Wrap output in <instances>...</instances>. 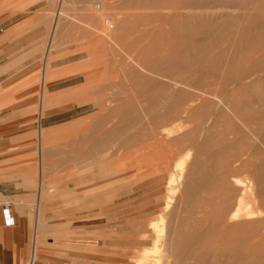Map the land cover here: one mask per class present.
Returning <instances> with one entry per match:
<instances>
[{"label":"rangeland","instance_id":"rangeland-1","mask_svg":"<svg viewBox=\"0 0 264 264\" xmlns=\"http://www.w3.org/2000/svg\"><path fill=\"white\" fill-rule=\"evenodd\" d=\"M217 1L211 0L208 3L215 5ZM227 1L225 3L228 5L235 1L237 3L227 5L226 10L223 7L220 11L210 10L205 15L198 12L189 17H182L183 23L189 22L186 25L189 32L183 35L181 41L175 42L171 35L174 41H170L171 43L152 40L150 37V40L147 38L129 45L125 38L126 32L116 30L114 22L94 24L89 21L91 18H86V14H93L88 7L93 5L95 0H64V5L62 0H0V34L22 23L15 29L16 31L4 35L5 43L11 48L4 54L8 57L6 61L9 63L0 65V94L14 95L24 90L36 92V97L27 102V105L36 110L33 112L36 116L33 126L19 133L23 134L25 139L32 140L24 152L31 151L33 160L25 163L31 165L30 170H34L32 176L34 189L40 192L39 197L36 196L37 192L34 194L32 202L33 205L36 204L33 211L35 215L37 214V219L39 211L41 213V230L38 229L37 232V225L35 228L34 224L24 264H29L35 240L38 241H35L37 244L35 264H138L140 260H145L147 264H174L176 259H183L174 258L171 252L169 253L174 234L190 231L192 222L204 216V209H209L211 213L215 212L216 207L220 208L219 228L207 243L209 253L203 258L204 264H264V214L252 220L230 221V215L235 211L237 197L234 188L226 193V198L220 196L210 205L205 207L192 205L187 194L192 189L196 177L193 166L198 162H206V159L200 156L199 150L195 147L197 145L192 146L189 141L171 144L174 136H183L188 132H191V135L197 133L200 143H204L207 136L212 138L214 146L227 135L230 141L236 140L240 135H244L240 133L245 132L244 127L253 132L263 126L264 107H253L252 104L239 107L236 104L240 100L245 102V99L252 101L253 90L248 89L230 99L228 104L224 100L223 104L226 107H216L222 114L221 118L218 117L219 120L216 116L206 121L207 113L203 108L194 119L183 116L182 119L172 121L170 118L166 119V114L163 116L167 106H160L163 103L158 102L163 101L164 94L161 93V96L154 94V92L159 94L161 90L158 93L156 90L153 91L152 87L159 83L167 89L168 83L171 85V82L167 81V78L157 76L160 79L158 80L156 75H150L154 69H160V65H153L154 60H168L171 57L180 63L193 64V59L199 58L200 61L207 49L221 44L217 51H226L231 60L239 62L242 53L245 54L254 48L253 40L263 42L264 0ZM116 2L124 0H108V4ZM240 3L243 8L231 9L234 8L233 5L237 4L236 7ZM119 5L116 12L113 8L110 13H124L126 16L135 15L140 11L127 4ZM61 9L63 16L57 52L54 49L50 54L51 65L56 72L45 85V90L50 94L51 104L43 117L46 119L54 116V121L65 122H59L60 124L52 127L46 126L43 122V127H40L38 126L41 121L40 118L38 122L39 110L42 106L40 93L44 86L41 80L45 49L43 39L49 33L47 25L51 27ZM165 27L172 31L170 25ZM170 31L169 34H172ZM227 48L229 50H226ZM71 62L74 63L65 65ZM73 76L79 78L62 83ZM147 76H151L149 79L152 81H149ZM72 83L78 85L52 92ZM256 90L262 91L264 96V79L257 84ZM214 98L215 96L203 95L201 99L209 102L208 99L211 101ZM1 99L4 97L0 96V106L4 103ZM14 99L16 98L11 96L7 100ZM98 103L102 104L96 106ZM158 105L160 107H157ZM77 106L78 110L57 116ZM163 107H166L165 110ZM157 108L164 111L162 115V111ZM147 110L151 112L153 110V114ZM143 111L147 112L144 113L148 119H157L156 122L159 120L160 126H154L162 127L158 130L164 133L162 137L158 136L159 143L150 133V139L144 136L146 141H143V137L140 138L143 135L139 132L140 129L145 132L144 135L150 131L145 118L141 117L144 115ZM69 117L75 118L66 121ZM138 119L143 123L145 121L144 125L141 121L138 122ZM41 128L45 132L49 130L47 133L49 139L44 149L48 165L43 174L40 173V152L43 151L38 144V133ZM163 130L166 133L172 130L176 132L175 135L170 133L171 137L168 135L170 142L165 140L167 138L164 137L166 133ZM136 134L137 136H134ZM252 138L254 139L253 136ZM253 142L255 144V140ZM259 142L264 143L263 139ZM145 149L146 152L150 149L148 152L150 158L153 156L149 162ZM252 156L264 160L263 145L256 149ZM234 164L232 168L220 172L221 175L215 172L211 174L213 177L226 176L228 181L236 177L244 180L247 186L259 183L254 185V188L257 186L256 199L250 206H257L264 213V183L262 184L264 179L261 174L263 170L253 168L252 178L247 175L248 170L240 171L238 163ZM173 174L175 181L172 187L175 191L170 207L166 209V187ZM252 179H255L254 183ZM55 181L62 182L57 183L60 185L58 188L53 186ZM90 188H94L95 191L88 197L85 191ZM58 190L65 191L56 194ZM205 197L206 193L201 188L197 191L195 200L200 202ZM60 200L63 201L64 208L60 203L58 205ZM31 218L33 219L34 215ZM159 219L163 220L162 226L159 232H156L150 224ZM157 233L161 235L159 240ZM205 243L196 240L189 246V251H197ZM184 259L187 260L186 257ZM197 261L198 259L193 257L187 260L186 264H197Z\"/></svg>","mask_w":264,"mask_h":264},{"label":"bare ground","instance_id":"bare-ground-1","mask_svg":"<svg viewBox=\"0 0 264 264\" xmlns=\"http://www.w3.org/2000/svg\"><path fill=\"white\" fill-rule=\"evenodd\" d=\"M63 1L64 0H62V3ZM209 1L211 0H124L125 3L116 2V3L108 4V0H95L93 5H90V7H88L89 9L92 10L93 14H86L87 15L86 18H89V19L91 18L89 21L94 24H103L106 21L114 22V26L116 30H122L124 33L126 32L125 38L128 41L129 45L140 42V41L142 42L143 40L147 38H149V40L152 38V40L158 39L159 41H162V42L168 41L169 43H171L174 41L175 42L181 41V39L183 38V35L189 32V28L186 27V25L189 22L183 23V20L181 19L182 17H189V15H192V14L194 15V13L198 14V12L203 13L205 15L210 10L220 11V9L223 7L225 8V10L226 8H228L227 7L228 4L225 3V2H228L227 0H218L217 2L219 5L217 4V2L215 4L217 6L210 5V3H208ZM234 3H237V2L235 1ZM234 3H231V4H234ZM119 4H127V6L129 5L131 7H134V10L135 8L137 10H140L138 11V13L140 14L136 12L137 14L135 15L134 14L127 15L126 10H125L126 16L123 15L124 13L115 14L114 12L117 11L116 8L118 9L117 5ZM235 5H233L234 8H231V9L240 10L242 7V3H240V5L238 4L239 6H236V7ZM113 8H115V11L110 13V10L112 11ZM126 8H129V7H126ZM134 10L132 9V11ZM166 11H168V13ZM146 12H150V13H146ZM183 12H187V13H183ZM62 16L63 14H62V9H61L58 17L57 15L55 16L54 23L51 25V27L47 25V32L49 31V33L43 39V46L45 49H44L43 58H42L43 61H42V67H41V77H42L41 80L43 81L42 83L44 84V86L40 93V99L42 102V106H41V109L39 110L40 112L38 116V122L40 118L42 119L45 117L44 114L45 112H47V109L49 105L51 104L50 94L47 93V91L45 90V85L47 82H49L52 79V77L55 76V72H56L54 71V68L51 65L52 59L50 58L51 57L50 54H52L51 52L54 49L57 52L56 47H58L57 42L61 35ZM157 23H158V26H157ZM167 25H170V27L172 28L171 29L172 31L169 30L171 33L173 32L172 34H169L167 27H165ZM131 30L132 32H130ZM174 31L177 33H175ZM130 33H133V34H130ZM171 35H173L174 41H172ZM218 42L219 41H217V43ZM263 42L262 41L257 42V40H253L254 48L251 51H247L245 54L242 53L241 58L239 59L240 60L239 62H237V60H231L230 59L231 57L226 51H217L220 48L221 44H216L214 47L207 49L204 57L200 61H198L199 58L193 59L192 61L193 64L191 63L186 64L183 62L180 63L179 60L171 59V57L168 60H163V59L154 60L153 65L155 64L157 66L160 65V69H154L155 71L151 73L150 75H156V77L158 76L161 78H167V81H170L172 85L171 86L170 83H168L169 88L167 89L164 86H160L159 83L158 84L155 83L152 86L154 88L153 91L156 90L159 93L161 90L159 94H157V92H154V94L156 93V95H160L162 93L164 94V95L161 94L162 97L165 96V98H163L164 102L158 101L160 103L162 102L163 104L162 103H161L162 105H160L159 103L158 104L160 106H163V105L167 106L166 112L168 113L166 112L163 113L164 111L162 109L157 108L159 109V111H162L161 115L162 113H163V116H165L166 114L165 116L166 119L170 118L172 119V121L182 119L183 116L185 117L187 116L188 118L194 119L196 115L199 113L200 109L205 108L206 113H207L206 121H210L213 117H216V116L217 118L218 117L221 118L222 114L219 113V110H216V107H220V106L223 108L226 107V105L224 106L223 102L226 101V104H228V101L230 102V99L231 100L234 99L235 97H237V95H241L245 90H248V89L253 90L252 91V96H253L252 101L250 100L247 101L245 99V102L244 100H240L239 102H236V104H238L239 107H246L250 104H252L253 107H259V106L264 107V96H262V91L256 90L257 84H259V82H261L264 79V43ZM226 50H229V48H227ZM234 56H237V54H234ZM150 77L151 76H149L148 79ZM158 80L160 79L158 78ZM149 81H152V79H149ZM156 81L157 79L154 82ZM162 81L163 79H161V83ZM170 86L172 88L168 92L167 90L170 89ZM148 87H150V85ZM203 95H206L207 97L215 96V98L217 97V99L214 98L211 101L210 99H208L209 102H207L206 100L201 99ZM150 98L147 97V99H150ZM152 100H154V98ZM154 102L153 104L155 105L157 101L155 103ZM101 104L102 103H98L96 106L101 105ZM149 104L151 105L150 101H149ZM159 105L157 107H160ZM165 108L163 107L164 110ZM144 112L146 111H143L144 115L143 116L141 115V117L145 118V121L148 124L147 127L150 131L146 129L149 132L147 131L148 133L144 135L145 132L141 131L142 129H140L139 132L143 133V135L140 138L142 139L143 137L142 140L146 141L144 139L145 138L144 136L149 138L150 137L149 133H150L151 137L154 140H156V142H158L157 140L160 139V137L158 138V136H161L163 133L159 131L158 129H161L162 127L154 128V126L156 125L160 126V124L158 123L159 120L156 122L157 119L156 120L151 119L152 120L151 121L150 119H148V117L146 116ZM152 112L151 114H153ZM155 115H160V114H155ZM159 118L161 119V117ZM139 121L141 120L138 119V122ZM162 121H164V119ZM141 122L143 123V121ZM214 125H216V123ZM135 126H136V123H135ZM143 127L144 126H142V128ZM244 130L245 132H242V131L240 132V133H244V135H240V137H238L236 140L230 141L229 135H227L225 138L218 140L217 143L215 142L217 144L215 146L213 144L214 142L212 138H209L208 136L204 143H200L197 133H193V132H192L193 135H191V132H188L184 134L183 136H174L175 138L172 139L173 143L171 142V144L176 145L181 142L189 141L192 146L197 145L195 147L199 150L200 156L206 159V160L204 159L206 162L204 163L198 162L197 164H194L193 166L196 177L193 182L192 189L187 194V196L189 197V200L192 202V205H195L196 207H205L207 205L214 203V200L218 199L220 196H222V198H226V193H228L230 189L232 188L236 189L237 197H235L236 199V203L234 205L235 211L232 213V215H230V221H238L242 219L252 220L255 218H259L260 216H262V214H264L262 213L263 211H260L257 206H253V207L250 206L251 203L256 199V192H255L256 189L255 188H257V186L254 188V185H256L257 183H254L253 181L255 179H252L254 183L253 185L247 186L244 180H240L236 177L232 179V181H228V179L225 178L226 176L225 177L224 176L213 177L211 174L212 172H215L221 175L220 172H222L224 169L228 170L232 168L231 166L234 163H238V165L241 168H243L241 169L239 167L240 171L248 170L249 173H247V175L252 176V178H253V175L251 174V170L253 168H259L263 170V171L260 170L262 172L260 173L262 174L263 179H264V160L252 156V154L255 152L256 149L262 147V145L264 147V143L259 142L262 139L264 141V124L257 130H253V132H251L248 127H244ZM108 132L110 131L108 130ZM47 133H49V130L48 132H45L42 128L39 130V133H38V144L40 146L41 151H43V152H40L41 153L40 155V160H41V172L40 173L41 174H43L45 167H47L48 165V163L45 161L46 156L44 154V149L47 146V142L49 139V135ZM170 133L173 135L174 131L172 130L171 132H167L166 135L164 136L167 138L165 140H168V135L171 137ZM206 135H207V132H206ZM134 136H137V134ZM252 136L254 137V139L252 138ZM149 139L147 140V142L149 141ZM165 140L163 142H165ZM253 140H255V144ZM168 141H166V144ZM161 142L162 141L160 140V143ZM149 151L147 150L146 152V149H145V152L147 154ZM149 155L150 154H148V156L146 155V157H149ZM151 158L150 157L149 159L146 158L147 162H149ZM158 159L156 162L159 161ZM151 161H150V164H151ZM147 162L146 164L150 166L149 163ZM148 166L146 165V167ZM257 173L261 177V175L259 174V171ZM258 175L257 177L261 179ZM174 181L175 179H174V174H173L169 180L168 186L166 187L167 188L166 189L167 192L165 194L166 195V198H165V202H166L165 208L166 209L170 207L171 200L173 198V191L175 190L173 189L172 186H173ZM262 181H263L262 182L263 184L264 180ZM257 185H259V183ZM40 186L41 188L43 187L42 180L40 181ZM201 188L202 190L205 191L206 197L204 198L203 201L198 202L195 200V197L197 196V191L200 190ZM204 210H205L204 216L200 218H196V221L194 220L192 222V229L190 231H184L183 233L176 232L174 234L175 238H173L172 242L170 243L169 253L171 252L170 254L174 258H177V257L183 258L179 260L176 259L174 264H186V261L187 260L189 261L193 257H196L198 259L197 264H204L203 258L209 253V248L207 247V243L210 241L211 236L217 233L218 228H219L218 217L220 215V208L216 207L215 212L211 211V213H209L210 211H208L209 209L207 208ZM40 216H41V213L39 211V215L37 219V232L41 230L40 229V224H41ZM213 217H215L214 220H213ZM162 221L163 220H160V219L159 221H152L150 224L151 228L155 230L156 232H159L158 230L162 226ZM160 238H161V235L158 234L157 239L159 240ZM188 238L190 239V241ZM196 240L197 241L202 240L206 243L204 246H201V248L198 249L197 251L195 250L189 251V246L193 244L194 241ZM34 250L35 252L37 251L36 243H35ZM184 257H186L187 260H185ZM36 259L37 257L36 255H34L33 260L30 264H34L36 262ZM137 263L147 264L148 262H146L145 260H140Z\"/></svg>","mask_w":264,"mask_h":264},{"label":"crops","instance_id":"crops-1","mask_svg":"<svg viewBox=\"0 0 264 264\" xmlns=\"http://www.w3.org/2000/svg\"><path fill=\"white\" fill-rule=\"evenodd\" d=\"M21 25L22 23L0 34L1 66L9 63L6 61L8 57L4 56V54L7 49L11 48V46L5 43L4 35L5 33L16 31L15 29ZM72 63L74 62L65 65ZM78 78V76H73L63 80L62 83L72 82ZM77 85V83H72L62 89H54L52 92L66 90ZM6 91L8 92L9 90ZM0 96L4 97V99H1L4 103L0 106V264H24L28 256V245L31 240L34 224L35 228L37 225V214L35 215L33 211V206L36 204L34 203L33 205L32 201L35 196L34 194L37 192L36 196L39 197L40 192L38 189L37 191L34 189L35 185L32 181L34 170H30V168H32L31 165L25 163L33 160L31 151L24 152L25 148H28L27 145L31 144L32 140L25 139L24 135L19 132L29 128L31 125L33 126L32 123L36 117L33 112L36 110L34 111L31 105H27V102L36 97V92L24 90L14 95L0 94ZM11 96L16 99L7 100ZM78 109V106L72 107L57 114V116L69 114ZM53 118L54 116L50 118L47 117L46 119L43 118L40 124L37 125L43 127V122H45L46 126L52 127L61 122H65L64 120L54 121ZM74 118L75 117H69L66 121H71ZM61 181H55L53 186L58 188L60 186L59 184L62 183ZM64 191L65 190H58L56 194L63 193ZM94 191V188H90L85 192L88 193V197H90ZM59 203L61 207L64 208L65 205H63V201L60 200L58 205H60ZM6 206L10 208L11 217L14 219V224L12 226H6L4 224L2 209ZM32 215H34V220L31 218ZM34 248L35 241L34 245H32L29 264L32 262L34 255L37 256V252H35Z\"/></svg>","mask_w":264,"mask_h":264},{"label":"built area","instance_id":"built-area-1","mask_svg":"<svg viewBox=\"0 0 264 264\" xmlns=\"http://www.w3.org/2000/svg\"><path fill=\"white\" fill-rule=\"evenodd\" d=\"M2 215L4 218V224L6 226H12L14 224V219L13 217H11V213H10V208L9 207H4L2 209Z\"/></svg>","mask_w":264,"mask_h":264}]
</instances>
